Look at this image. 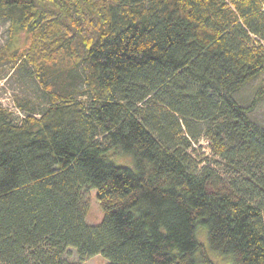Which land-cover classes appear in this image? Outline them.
<instances>
[{
    "label": "trees",
    "instance_id": "obj_1",
    "mask_svg": "<svg viewBox=\"0 0 264 264\" xmlns=\"http://www.w3.org/2000/svg\"><path fill=\"white\" fill-rule=\"evenodd\" d=\"M0 14L28 33L10 56L48 95L19 120L0 109V264H71L70 250L215 264L198 226L232 264H264V128L249 116L264 88L250 107L234 97L264 73V0H0ZM75 66L83 88L55 90ZM202 135L212 163L192 154Z\"/></svg>",
    "mask_w": 264,
    "mask_h": 264
},
{
    "label": "rangeland",
    "instance_id": "obj_2",
    "mask_svg": "<svg viewBox=\"0 0 264 264\" xmlns=\"http://www.w3.org/2000/svg\"><path fill=\"white\" fill-rule=\"evenodd\" d=\"M11 23L10 19L0 14V109H3L11 119L19 120L27 114L41 112L47 105L48 95L31 75L30 69L21 67L20 61L15 62L11 58L10 55L14 51L25 47L29 42L28 33L25 30L14 28L15 33H11ZM62 60L63 65L61 68L65 70L68 67L69 69L71 63L64 57ZM70 73V75H66L67 73L65 72L60 77L61 82H65V84L60 83L57 79L55 90L68 89L71 86L83 88L81 67L75 66ZM263 88L264 73L248 82L240 91L235 93L234 97L241 106L250 107L258 92ZM253 108L249 113L251 120L264 128V94ZM193 147L198 152L192 151V154L198 160L211 163L215 159L218 160L211 153L208 140L204 135L199 138L198 143H194ZM130 159L122 157L120 159L122 163L119 160H115V162L132 167V160L130 161ZM87 199L90 210L86 216V223L89 226H96L103 218V212L96 200V192L89 190ZM196 238L205 246L208 257L215 264H232L230 257L221 256L209 248L207 231L204 227L198 226ZM67 260L71 264L80 263L74 250L69 251ZM82 264H108V261L98 255L84 260Z\"/></svg>",
    "mask_w": 264,
    "mask_h": 264
}]
</instances>
